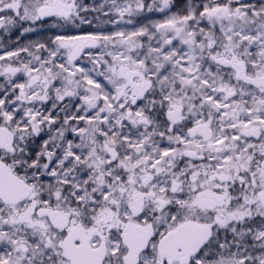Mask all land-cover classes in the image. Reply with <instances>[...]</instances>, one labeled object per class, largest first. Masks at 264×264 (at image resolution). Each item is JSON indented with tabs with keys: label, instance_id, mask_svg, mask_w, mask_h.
<instances>
[{
	"label": "snow or ice",
	"instance_id": "obj_1",
	"mask_svg": "<svg viewBox=\"0 0 264 264\" xmlns=\"http://www.w3.org/2000/svg\"><path fill=\"white\" fill-rule=\"evenodd\" d=\"M0 264H264V0H0Z\"/></svg>",
	"mask_w": 264,
	"mask_h": 264
}]
</instances>
